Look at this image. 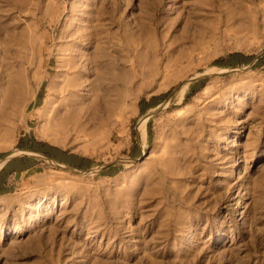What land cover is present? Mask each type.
Here are the masks:
<instances>
[{
	"label": "rangeland",
	"instance_id": "374dc122",
	"mask_svg": "<svg viewBox=\"0 0 264 264\" xmlns=\"http://www.w3.org/2000/svg\"><path fill=\"white\" fill-rule=\"evenodd\" d=\"M0 24V161L26 165L0 194V264H264V0H0ZM91 34L97 108L46 132L57 56Z\"/></svg>",
	"mask_w": 264,
	"mask_h": 264
},
{
	"label": "bare ground",
	"instance_id": "6f19581e",
	"mask_svg": "<svg viewBox=\"0 0 264 264\" xmlns=\"http://www.w3.org/2000/svg\"><path fill=\"white\" fill-rule=\"evenodd\" d=\"M0 25H2V24H0ZM91 26H93V25H91ZM94 26H95V24H94ZM93 36H95V35L93 34ZM83 37H84V39L81 40L83 47L79 48L80 44H76L75 42L71 43V44H67L62 49L61 56H57L58 62H57V66H56V74L52 77L51 84L49 85V89H48L49 91L51 90L53 92L51 94L50 93L47 94V99H45V101H44L43 108L38 112L39 117L46 120V121L43 120L44 122L41 124L42 129H44L46 132H48V127H49L48 125H50V124H52V125L54 124L55 126H57V125L61 126L62 124H68L69 121H75V120H76L75 121L76 124H74V125H77V123H78L80 125V127L82 126V128H80L82 131V129L83 130H84V128L86 129L85 124H87L84 119H81L82 113L87 109L91 108V110L92 109L95 110L97 108L96 102L89 104L87 99H86L87 94H85V91L91 92L92 88H91V84L89 82H87V79H85L84 76H82V78H81V75H80L81 71L79 70L80 64L78 63V58H80V57L84 58L82 50H86L85 45H88V44H90L93 47L95 46L94 47L95 49L92 48L93 51L95 50V52L90 50L91 52H93L95 54V55L94 54L92 55V53H91V55H92L91 58H93V56H94V59L100 58L101 57V53H100L101 51L99 50L100 46L98 45V43L100 41H96L97 44H95L93 42L94 43V45H93L92 34L90 36L84 35ZM98 38H100V37H98ZM0 41H2L1 38H0ZM69 41H70V39H69ZM42 42L43 41L39 40V35H37L36 32L27 30V33H23L22 38H21V42H18V44L23 48L31 47V48H36V49L38 48V50H41L42 49ZM101 43H102V39H101ZM101 46H103V45H101ZM102 52H104V51H102ZM85 77H87V76H85ZM55 82H57V83L59 82V88H57L54 91ZM187 84L188 83H186L184 86H182L180 89H178V94H180V99H182V97H183V92H184L185 88L187 87ZM23 85H24V83H23ZM24 88H25V86H24ZM24 88H23V86L21 88L23 95L25 92ZM96 96H98V95H96ZM61 108H65V113H64L65 117L64 116L59 117L62 119H61V121L57 122L55 116L59 113ZM30 116H31L30 114H27L25 112L22 114L21 118H22V120H24L25 124H27V122L29 121ZM13 120H14V118H13ZM92 127L93 126H91V128ZM145 135H146L145 127H142L141 131H140V137L142 138L143 143L145 142V138H146ZM16 152H19V151H16ZM2 163L3 162L0 161V167L2 166Z\"/></svg>",
	"mask_w": 264,
	"mask_h": 264
},
{
	"label": "crops",
	"instance_id": "0c3cea01",
	"mask_svg": "<svg viewBox=\"0 0 264 264\" xmlns=\"http://www.w3.org/2000/svg\"><path fill=\"white\" fill-rule=\"evenodd\" d=\"M144 146H145V144L143 142H141V147L143 148ZM44 151H45V155L47 157H49L53 160L59 161V162L65 164V166H67L69 168L74 167L77 169H85V168H88L91 166L89 159L82 157V156H79V155H76V154L65 152V151L58 149V148L53 147V148H49V150H44ZM7 163H5V165H3L0 168V184L2 185L0 187V189H1L0 194H2V192H6V191L9 192L11 190L12 183H13L12 179H11L12 175L20 173L21 170H23V168L26 167V165H23V166L22 165H17V166L15 165L13 168H11L12 164H7ZM4 167H5V170H3ZM5 177L7 179V182H6Z\"/></svg>",
	"mask_w": 264,
	"mask_h": 264
},
{
	"label": "trees",
	"instance_id": "16d2710c",
	"mask_svg": "<svg viewBox=\"0 0 264 264\" xmlns=\"http://www.w3.org/2000/svg\"><path fill=\"white\" fill-rule=\"evenodd\" d=\"M42 146L45 147L44 144H35V145H32V146H23V147H25L27 149H32V150H35V151H40L41 153L45 154V151L41 149ZM5 167L3 168V170H5Z\"/></svg>",
	"mask_w": 264,
	"mask_h": 264
},
{
	"label": "water",
	"instance_id": "95a60500",
	"mask_svg": "<svg viewBox=\"0 0 264 264\" xmlns=\"http://www.w3.org/2000/svg\"><path fill=\"white\" fill-rule=\"evenodd\" d=\"M30 153H31V154H34V155H36V156H42V155H40V154H38V153H35V152H31V151H30ZM25 154H26V153H25ZM15 157H16L15 155H9L8 157L4 158V159L2 160V162H3V163H2V166L5 165V163H7L10 159L15 158ZM2 166H1V167H2ZM1 167H0V168H1ZM67 168H69V167H67ZM69 169H71V168H69Z\"/></svg>",
	"mask_w": 264,
	"mask_h": 264
}]
</instances>
